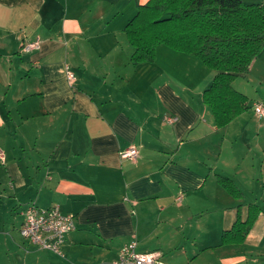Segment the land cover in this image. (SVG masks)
Masks as SVG:
<instances>
[{"label":"crops","instance_id":"1","mask_svg":"<svg viewBox=\"0 0 264 264\" xmlns=\"http://www.w3.org/2000/svg\"><path fill=\"white\" fill-rule=\"evenodd\" d=\"M147 1L0 0V264H114L131 241L164 264H264V47L232 81L248 107L218 126L199 58L160 43L130 61L124 28ZM29 203L74 216L63 256L20 234ZM250 205L243 240L222 242Z\"/></svg>","mask_w":264,"mask_h":264},{"label":"trees","instance_id":"2","mask_svg":"<svg viewBox=\"0 0 264 264\" xmlns=\"http://www.w3.org/2000/svg\"><path fill=\"white\" fill-rule=\"evenodd\" d=\"M133 47V64L153 62L160 43L199 58L215 74L202 100L218 126L225 125L248 107L247 97L232 81L245 77L264 47V2L243 0H148L125 25ZM218 181L234 195L238 189L228 178ZM260 208L249 206L245 221L237 219L222 242L242 241Z\"/></svg>","mask_w":264,"mask_h":264},{"label":"built area","instance_id":"3","mask_svg":"<svg viewBox=\"0 0 264 264\" xmlns=\"http://www.w3.org/2000/svg\"><path fill=\"white\" fill-rule=\"evenodd\" d=\"M40 40L27 41L20 47L21 51H31L39 47ZM68 79L75 77L74 73L66 71ZM254 113L258 117L264 116V103L257 102L253 106ZM175 116H166L165 121L172 123ZM138 150L135 146H129L119 151L121 158L134 160ZM5 153L0 147V163L4 162ZM24 219L20 227V234L29 243L41 249L50 250L63 256L61 245L65 235L74 228V216L61 213L57 205L40 207L35 203H29L23 210ZM114 264H164L159 252H138L136 242L124 244L114 260Z\"/></svg>","mask_w":264,"mask_h":264}]
</instances>
